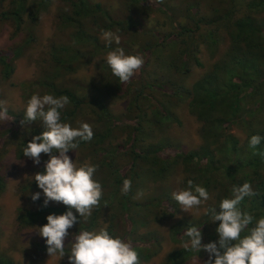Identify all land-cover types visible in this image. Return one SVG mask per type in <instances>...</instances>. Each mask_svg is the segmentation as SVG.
I'll use <instances>...</instances> for the list:
<instances>
[{
    "label": "rangeland",
    "instance_id": "rangeland-1",
    "mask_svg": "<svg viewBox=\"0 0 264 264\" xmlns=\"http://www.w3.org/2000/svg\"><path fill=\"white\" fill-rule=\"evenodd\" d=\"M39 1L26 0L27 12ZM193 1L197 13L191 21L188 20V26L196 28L194 22L201 17L203 20L197 22L198 28L193 33L194 50L186 60L179 58L185 43L183 37H176L178 30L175 26L180 20L187 21L183 11L187 0H48L40 8L35 23L27 13L17 21L0 18V56L13 60L11 76L0 81V101H6L8 109V119L0 121V256L11 260L13 264H69L72 234L82 230L98 232L106 228L113 238H120L132 245L138 253L140 264H165L167 253L183 245L173 243L169 236L171 227L183 220L205 221L204 229L199 227L202 229V244L218 240L215 230L219 222H211V213L207 210L216 208L219 212L220 201L232 198V187L240 186L233 178V173L242 172L247 181L243 180L241 185L248 182L252 188L255 177L262 175L264 178V140L254 149L248 147L252 135L264 137L263 83L258 96L243 100L235 121L219 133L212 130L207 139H203L201 122L188 110L186 104L176 103L173 99L169 106L173 107L181 124L157 125L142 121V128L136 135L138 147H146L154 142L163 147L158 152L159 158L148 162L138 161L134 167L129 156L130 136L124 133L126 127L132 130V126H136L133 119L120 122L113 130L110 137L112 150L108 151L114 152L109 156H102L99 146L86 145L75 152L70 150L68 155L78 167L86 162L98 165L93 179L101 184L103 195L91 228L87 227L96 208L87 220L80 218L73 210L78 222L69 229L70 235L65 240L66 255L62 258L58 253L49 257L45 238L36 232L37 227L47 223L46 217L49 214L61 215L67 211V206L54 201L44 206L45 196L34 180L37 172L44 171V162L49 157L42 153L41 163L35 165L25 156H16V146L21 138L32 139L36 136L35 130L43 131L40 121L21 126L27 101L33 94L59 97L49 84L57 89L70 90L84 101L78 116L69 120L61 119L62 122L69 123L73 128L79 126L78 122L88 123L92 129L100 127V122H96L98 107L94 100L105 103L112 112L120 113V117H126L129 94L140 85L141 79L154 80L168 86L188 87L205 70L226 59L231 49L227 28L217 26L208 19L232 9L235 18L250 16L260 24L264 22V4L249 7L252 0ZM8 8L9 0L0 2V11ZM215 9L218 10L216 14ZM105 11L110 12L113 20L129 21L133 25L129 29L113 25L111 31L120 36V44L113 42L114 48L122 47L126 54L141 56L144 60L142 67L126 82V95L118 96L122 82L112 74L110 67H104L108 52L92 56V46L78 44L74 39L75 28L69 26L70 22L63 18H72L79 28L96 35L98 33L94 25H101V18L105 20ZM97 36L100 43H105L101 35ZM187 39L189 42L190 38ZM65 48L67 51L63 53ZM16 49H20V56L13 58ZM56 52L59 53L58 58L55 57ZM72 53L75 59L73 70L69 71L64 68L59 57L64 54V59H68ZM196 61L203 63V66L197 65ZM154 95L163 96L156 92ZM150 101L151 98L142 100L141 105L145 110L149 111ZM72 108L69 103L61 110V114ZM201 146L211 151L216 161L214 171L221 178L215 182V186L222 187V190H210V199L189 213L181 209L171 194L185 189L189 180L203 185L206 176L211 177L212 172L204 179L196 180L197 163L184 165L178 154L197 150ZM160 159H168L171 164L161 166ZM125 171L132 175V185L131 193L122 195L123 180L120 177ZM36 192L41 195L33 201L31 194ZM140 192L143 195L134 198ZM122 199L129 202L126 208H123ZM168 199L172 206L168 210L169 214L164 215ZM157 201L160 209L145 207ZM125 209H129L131 217L136 221L131 232L123 217ZM207 260L208 253L202 249L201 254L183 264H206Z\"/></svg>",
    "mask_w": 264,
    "mask_h": 264
},
{
    "label": "trees",
    "instance_id": "trees-1",
    "mask_svg": "<svg viewBox=\"0 0 264 264\" xmlns=\"http://www.w3.org/2000/svg\"><path fill=\"white\" fill-rule=\"evenodd\" d=\"M2 1L4 0H0V2ZM46 1L48 0H40L34 8H31V10L27 12L26 0H9V8L0 11V18L17 21L21 19L22 15L27 13L31 21L35 23L40 8L43 7ZM262 4H264V0H252L249 2V7ZM97 7L99 8L100 5L97 4ZM183 11L187 21L182 22L180 20L175 28L178 30L176 37H183V42L185 43V46L179 52V58L186 60L191 51L194 50L193 45H195V38L193 33L198 28L197 22L203 20V17L196 20L197 22H194L196 28H192L188 26V24L197 13L195 1L187 0V3L183 7ZM214 13H218V10L215 9ZM63 18L70 22L69 26L75 28L74 39L78 44H89L92 46L90 49V54L92 56L101 52H108L114 48L113 45L106 46V43H100L98 41L99 38L97 35H101V30H112L113 25L120 29H129L133 26L129 21L120 22L113 20L110 12L105 11V20L101 18V25H94L98 34L93 35L91 31L79 28L72 18L65 16H63ZM208 20L217 26L227 28L231 41V49L226 59L221 62L218 61L219 63L217 62L210 69L205 70L201 77L196 79L188 87L180 85L168 86L155 82L154 80L141 79L140 85L134 87V91L129 94V104L125 111L126 117H120V113L112 112L105 103L94 100L93 102H95L98 107L96 122H100L101 126L93 128L94 135L92 140L90 142L81 141L79 148L86 145L99 146L101 150L100 153L103 154L102 156H109V154L114 152L108 151L112 150V139L110 137L113 134V130L120 122L128 121L129 118L136 122V126H132V130H129L128 127L124 130V133L126 132L127 135L130 136L128 142L131 140V151L129 156L133 167L138 161L148 162L152 159L159 158L158 152L161 151L163 145L161 146L158 142H154L146 147H138L136 135L139 129L142 128V121L146 123L154 122L157 125H164L167 123L181 124L180 119L174 113L173 107L169 106V103H173V99L176 100V103L184 102L188 110L201 122L200 130L203 139H207L212 130L219 133L225 129L230 122L235 121V117L242 107L243 100L253 99V97L258 96L261 85L262 83L264 84V22L260 24L250 16L235 18L232 9H228L222 14H216L215 17ZM62 23L64 24L63 21ZM187 38H190L189 42ZM30 39H32V36ZM66 51L67 49L65 48L62 52L66 53ZM20 52V49H16L13 53V58H18ZM54 54L55 57L58 58L59 53L56 52ZM64 58L65 55L61 54L59 61L64 65L66 70L72 71V63L75 59L73 53L68 59ZM12 62V59L7 60L4 56H0V81L11 76L13 72ZM103 64L104 67H109L107 63ZM196 64L203 66V63L200 61H196ZM125 85L126 82L120 84L118 96L126 95L127 88ZM48 86L52 88V91L56 95L68 96L72 104L73 108L64 111L61 114V119L69 120L80 114L82 110L81 105L84 103L82 99L78 98L76 94L70 90L57 89L56 86L50 84ZM154 92L163 96L157 97L154 95ZM147 98H151L148 104L149 111L145 110L141 105L142 100ZM41 132L42 130H35L34 134L39 135ZM30 141L31 139L28 138H21L19 140L16 146L17 157H23V148ZM104 145L106 147H101ZM178 156L180 157V162L184 165L191 162L197 163L196 180L204 179L210 171L212 172L211 177L206 176L203 185L199 183L193 184L204 187L208 192L210 190L214 191L215 189L218 191L222 190V187L215 186V182L221 178V175H218V173L214 171L216 161L214 162L211 151L201 146L197 150L180 152ZM170 164L171 162L168 159H160L161 166L166 167ZM233 174V178L236 182L240 183V186H242L241 183L243 180L247 181V177L242 172H235ZM127 178L131 180L132 175H129V172L127 173V171H125V174H123L120 179L124 180ZM254 180L253 190L257 195L245 197L242 204L240 203L239 208L241 211H247L259 219L261 216H264V178L262 175H258ZM122 202L124 204L123 208H126L129 204L128 200L125 199H122ZM170 205L172 206V202L168 199L167 205L164 206V215L169 214L168 210L170 209ZM145 207L160 209V203L157 201L151 205H145ZM97 210L96 208L91 218L90 226L88 225L87 228L93 226ZM125 210L126 211L123 212V217L126 220V227H129V232H131L133 225H136V221L134 222V219L131 217L129 209ZM204 224L205 221L202 222L201 220L179 221L170 229V240L173 243L182 244L188 239L183 235L188 227L195 226L199 228L202 226V229H204ZM252 226L253 225H249L248 227L251 228ZM202 229L200 228V231ZM247 234L248 232L245 230L241 233V237L243 238V236ZM199 254H201V251L185 250L182 246L174 248L167 253L165 264H183ZM0 264L13 263L4 256H0Z\"/></svg>",
    "mask_w": 264,
    "mask_h": 264
},
{
    "label": "clouds",
    "instance_id": "clouds-1",
    "mask_svg": "<svg viewBox=\"0 0 264 264\" xmlns=\"http://www.w3.org/2000/svg\"><path fill=\"white\" fill-rule=\"evenodd\" d=\"M101 38L106 46H111L113 42L120 44V36L111 30H101ZM106 62L112 74L125 83L142 67L144 60L141 56L126 54L122 47H115L108 51ZM6 103L0 101V121L8 119ZM69 103L70 99L66 95L56 97L51 94H33L27 101L24 118L20 122L24 127L40 121L43 128L23 148V156L31 159L35 165L41 163L42 153L49 157L44 162L45 170L34 175L38 188L45 196L44 206L50 201L67 206L63 214H49L46 217L47 223L37 227L36 232L46 240L49 257L57 253L60 258L66 255L65 240L70 235L69 229L78 222L73 210L80 218L87 220L93 209L99 208L103 195L101 184L93 179L98 165L86 162L78 167L68 155L70 150L75 152L79 148L81 141L90 142L94 135L88 123L78 122L79 126L73 128L69 123L61 121V110ZM262 140L264 137L252 135L248 147L254 149ZM131 185L130 179H124L121 194L127 195ZM40 195V192L31 194V199L36 201ZM142 195L140 192L134 198ZM254 195L257 193L250 183L234 185L232 198L220 201L219 212L216 208L207 210L211 213V222H219L215 230L218 240L202 244L200 228L191 226L183 233L188 239L182 247L198 252L203 249L208 253L206 264H264V216L257 219L239 208L245 197ZM171 198L178 202L182 210L191 213V209L208 201L210 196L204 187L189 180L187 188L174 191ZM249 225L253 226L249 228ZM245 230L248 234L242 238L241 233ZM68 260L69 264H140L138 253L132 245L120 238H113L106 228L98 232L82 230L72 234Z\"/></svg>",
    "mask_w": 264,
    "mask_h": 264
}]
</instances>
